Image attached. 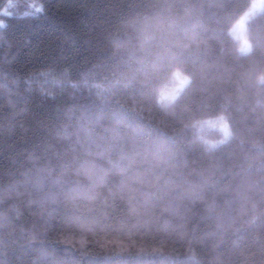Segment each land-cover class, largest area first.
Wrapping results in <instances>:
<instances>
[{
	"label": "trees",
	"instance_id": "obj_1",
	"mask_svg": "<svg viewBox=\"0 0 264 264\" xmlns=\"http://www.w3.org/2000/svg\"><path fill=\"white\" fill-rule=\"evenodd\" d=\"M254 1L0 0V264H264Z\"/></svg>",
	"mask_w": 264,
	"mask_h": 264
},
{
	"label": "rangeland",
	"instance_id": "obj_2",
	"mask_svg": "<svg viewBox=\"0 0 264 264\" xmlns=\"http://www.w3.org/2000/svg\"><path fill=\"white\" fill-rule=\"evenodd\" d=\"M263 0H256V1H254V3L252 4V8H260V6H261V2H262ZM245 18H246V15H243L239 20H238V22L236 23V26H241L242 24H243V22H244V20H245ZM247 48H248V44L246 43V42H244L243 44H242V46H241V50H247Z\"/></svg>",
	"mask_w": 264,
	"mask_h": 264
}]
</instances>
